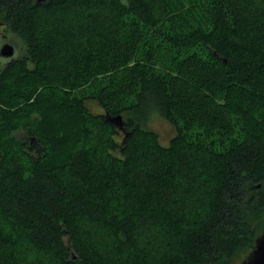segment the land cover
<instances>
[{"label": "trees", "instance_id": "trees-1", "mask_svg": "<svg viewBox=\"0 0 264 264\" xmlns=\"http://www.w3.org/2000/svg\"><path fill=\"white\" fill-rule=\"evenodd\" d=\"M0 26L20 43L0 264L241 263L264 227V0H0Z\"/></svg>", "mask_w": 264, "mask_h": 264}, {"label": "water", "instance_id": "water-1", "mask_svg": "<svg viewBox=\"0 0 264 264\" xmlns=\"http://www.w3.org/2000/svg\"><path fill=\"white\" fill-rule=\"evenodd\" d=\"M19 48V43L14 38H9L0 32V65L12 62L17 57ZM104 118L123 131L122 120L119 115L112 116L104 113ZM71 258H73L72 253ZM240 264H264V227L255 239L254 249L242 259Z\"/></svg>", "mask_w": 264, "mask_h": 264}, {"label": "rangeland", "instance_id": "rangeland-1", "mask_svg": "<svg viewBox=\"0 0 264 264\" xmlns=\"http://www.w3.org/2000/svg\"><path fill=\"white\" fill-rule=\"evenodd\" d=\"M0 32L9 38H14L11 34L4 31L2 26H0ZM14 39L16 40V38H14ZM16 41L18 42V40H16ZM19 47H20V43H19ZM18 55H19V51L17 52L16 56H18ZM86 107L92 113L102 112L100 107H98V105L94 101H87ZM145 128L147 130L154 132L157 135L158 142L163 146L167 145L168 140L176 134L175 125L166 121L165 119H163L162 117H160L156 114H154L150 117ZM239 260H237L236 263H238Z\"/></svg>", "mask_w": 264, "mask_h": 264}]
</instances>
